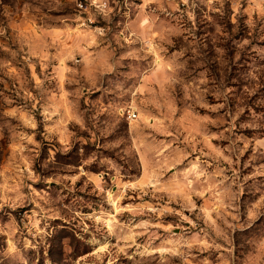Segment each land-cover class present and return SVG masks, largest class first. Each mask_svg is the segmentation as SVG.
<instances>
[{
  "label": "rangeland",
  "instance_id": "374dc122",
  "mask_svg": "<svg viewBox=\"0 0 264 264\" xmlns=\"http://www.w3.org/2000/svg\"><path fill=\"white\" fill-rule=\"evenodd\" d=\"M90 1L0 0V264H264V0Z\"/></svg>",
  "mask_w": 264,
  "mask_h": 264
},
{
  "label": "built area",
  "instance_id": "2783aa9c",
  "mask_svg": "<svg viewBox=\"0 0 264 264\" xmlns=\"http://www.w3.org/2000/svg\"><path fill=\"white\" fill-rule=\"evenodd\" d=\"M105 2H91L90 0L88 3H86L84 0H77L76 6L81 11H86L88 7H94L95 9H98V11H101L105 7ZM129 117H134V112L128 113Z\"/></svg>",
  "mask_w": 264,
  "mask_h": 264
}]
</instances>
